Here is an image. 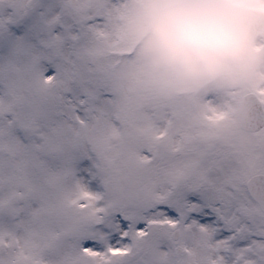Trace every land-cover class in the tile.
Wrapping results in <instances>:
<instances>
[{"label": "snow or ice", "instance_id": "snow-or-ice-1", "mask_svg": "<svg viewBox=\"0 0 264 264\" xmlns=\"http://www.w3.org/2000/svg\"><path fill=\"white\" fill-rule=\"evenodd\" d=\"M123 2L0 0V264H264V90L126 83Z\"/></svg>", "mask_w": 264, "mask_h": 264}, {"label": "clouds", "instance_id": "clouds-1", "mask_svg": "<svg viewBox=\"0 0 264 264\" xmlns=\"http://www.w3.org/2000/svg\"><path fill=\"white\" fill-rule=\"evenodd\" d=\"M264 0H148L143 31L160 63L214 75L258 60L256 20Z\"/></svg>", "mask_w": 264, "mask_h": 264}, {"label": "rangeland", "instance_id": "rangeland-1", "mask_svg": "<svg viewBox=\"0 0 264 264\" xmlns=\"http://www.w3.org/2000/svg\"><path fill=\"white\" fill-rule=\"evenodd\" d=\"M148 0H124L119 32L125 55L119 60L117 72L121 79L161 100L210 99L202 110L210 109L209 101L219 102L224 111L230 103L246 92L264 90V53H258L255 64L245 68L227 66L214 75H190L182 69L160 63L149 48L143 31ZM240 115V113H239Z\"/></svg>", "mask_w": 264, "mask_h": 264}, {"label": "water", "instance_id": "water-1", "mask_svg": "<svg viewBox=\"0 0 264 264\" xmlns=\"http://www.w3.org/2000/svg\"><path fill=\"white\" fill-rule=\"evenodd\" d=\"M263 24H264V22H262V21H260V23L259 24H257L258 26L260 25V27H262L263 26ZM257 26V27H258ZM256 28V26H254V29ZM257 29V28H256ZM262 29V28H261ZM256 32V31H255ZM254 32V33H255ZM243 115V112L241 111V116Z\"/></svg>", "mask_w": 264, "mask_h": 264}, {"label": "bare ground", "instance_id": "bare-ground-1", "mask_svg": "<svg viewBox=\"0 0 264 264\" xmlns=\"http://www.w3.org/2000/svg\"><path fill=\"white\" fill-rule=\"evenodd\" d=\"M214 106H215V108H218L219 109V106L218 105L215 104Z\"/></svg>", "mask_w": 264, "mask_h": 264}]
</instances>
